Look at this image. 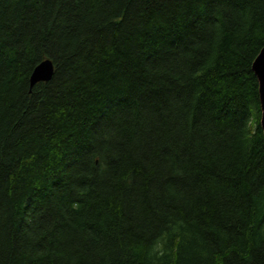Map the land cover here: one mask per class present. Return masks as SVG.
Masks as SVG:
<instances>
[{
    "label": "trees",
    "instance_id": "16d2710c",
    "mask_svg": "<svg viewBox=\"0 0 264 264\" xmlns=\"http://www.w3.org/2000/svg\"><path fill=\"white\" fill-rule=\"evenodd\" d=\"M263 46L264 0H0V264H264Z\"/></svg>",
    "mask_w": 264,
    "mask_h": 264
},
{
    "label": "water",
    "instance_id": "95a60500",
    "mask_svg": "<svg viewBox=\"0 0 264 264\" xmlns=\"http://www.w3.org/2000/svg\"><path fill=\"white\" fill-rule=\"evenodd\" d=\"M251 70L256 77L258 84V99L260 108V129L264 137V46L252 62ZM53 74L52 63L45 60L38 64L30 74L29 84L33 87L37 83H46L50 81Z\"/></svg>",
    "mask_w": 264,
    "mask_h": 264
}]
</instances>
